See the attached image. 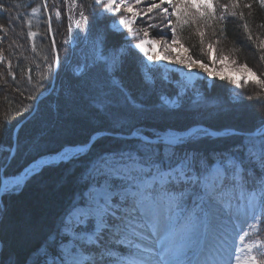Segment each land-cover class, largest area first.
<instances>
[{
  "label": "trees",
  "instance_id": "16d2710c",
  "mask_svg": "<svg viewBox=\"0 0 264 264\" xmlns=\"http://www.w3.org/2000/svg\"><path fill=\"white\" fill-rule=\"evenodd\" d=\"M214 3L215 19L176 26L179 43L195 59L208 64L202 47L208 34L210 43L232 53L264 79V8L255 0H239L235 9L231 0ZM249 3L250 9L245 6ZM59 4L60 20L54 16L55 10L60 11ZM224 4L229 5L227 12L221 8ZM0 5V181L5 176H16L41 157L58 153L65 145L85 144L97 133H111L101 134L92 151L79 162L47 164L28 177L19 190L2 193L0 264H7L9 257L18 264H36L49 236L59 228L64 213L83 190L81 177L89 161L98 153L128 147V134L134 128L150 132L169 127L187 130L199 125L222 132L220 136L201 137L194 144L209 154L237 149L242 153L244 145L259 143L264 130L257 135L229 131L252 133L262 129L264 86L252 82L237 86L225 77L216 78L208 86L199 87L201 95L181 101L178 117L165 116L158 96L174 94V86L160 78L145 81L139 53L125 46L113 60L115 69L105 70L104 57L117 53L126 40L110 28L109 16L90 0H0ZM32 8L39 11L33 12ZM81 11L87 20L80 16ZM232 11L237 15L233 17ZM222 12L224 19H220ZM171 20L176 25V17L171 16ZM244 23L249 25L247 30ZM203 25L202 43L196 30ZM74 27L96 41L97 58L88 59V53L84 55L87 50L79 51L72 38L77 32ZM29 32L36 35L30 36ZM57 54L56 63L53 58ZM110 80L135 97L140 107L127 104L120 91L106 88L107 107L98 109L95 85ZM260 228L259 234L252 237L264 240V225Z\"/></svg>",
  "mask_w": 264,
  "mask_h": 264
},
{
  "label": "snow or ice",
  "instance_id": "6c2138e0",
  "mask_svg": "<svg viewBox=\"0 0 264 264\" xmlns=\"http://www.w3.org/2000/svg\"><path fill=\"white\" fill-rule=\"evenodd\" d=\"M255 2L264 8V0ZM90 3L107 13L119 14L118 23L134 37L138 35L133 29L138 17L151 19L148 14L154 10H160L166 17L175 16L176 25L168 19L172 44L179 43L177 25L216 17L214 0H90ZM142 4L147 5L146 9L136 7ZM164 5H168L171 12ZM238 6L239 0H231L233 9ZM245 6L250 9L252 5ZM221 8L227 12L229 5H221ZM32 11L39 9L32 8ZM55 15L59 18L60 11ZM231 15L234 17L237 12L232 11ZM239 15L243 18L242 12ZM80 16L87 20L83 11ZM224 18L222 12L220 19ZM243 27L247 30L249 25L244 23ZM68 31H72L71 25ZM197 31L203 43L204 33ZM28 35L34 37L36 33L29 32ZM144 36L135 47L149 61L170 59L156 53L158 41L148 38L147 32ZM249 36L251 38L250 33ZM52 43L54 47L55 41ZM163 45L171 48L167 40ZM207 47L210 53L213 52L211 43ZM53 59L58 62V54ZM220 59L228 57L221 55ZM179 63L188 69L199 67L210 76L216 75L191 56ZM212 63H215L214 59ZM105 66L108 71L107 61ZM111 69H115V61ZM252 77V83L264 86V79L255 73ZM227 79L237 86L241 80L244 84L250 82L248 76L240 80ZM95 87L98 109L107 107L106 88L120 91L127 104L140 107L135 97L125 93L115 80L101 82ZM175 96V99L160 96V108L165 116L180 115V95L177 92ZM210 135L213 133L204 128L180 130L169 127L150 132L134 128L128 134V147L95 155L89 161L86 173L82 174L83 190L64 213L59 228L49 236L36 264H232V254L225 258L224 242L220 245L223 251L213 253L208 250L206 241L225 222L234 217L239 220L238 214L256 222L247 225L253 232L259 234L261 231L260 226L264 225V132L258 144L244 145L242 153L237 149L209 154L194 147L201 137ZM100 137L101 133H97L85 144L65 145L57 153L59 161L79 162L92 151ZM7 151L11 153V147ZM47 164L44 159L34 161L17 174L14 184L9 185L8 179L0 181V191L19 190L24 179L38 174ZM249 235L248 231H243L239 240L244 242ZM257 248L262 249L258 255L254 254ZM234 252L241 253L235 256V264H264V258H260L264 257V240L246 243L243 249L237 247ZM7 264H18V261L9 257Z\"/></svg>",
  "mask_w": 264,
  "mask_h": 264
},
{
  "label": "rangeland",
  "instance_id": "374dc122",
  "mask_svg": "<svg viewBox=\"0 0 264 264\" xmlns=\"http://www.w3.org/2000/svg\"><path fill=\"white\" fill-rule=\"evenodd\" d=\"M130 2H134V0H130ZM154 2H159V0H154ZM45 3H47V1ZM72 3H74L73 0ZM61 4H59V10L61 13L59 18L56 17L55 15L56 11L58 10H55L54 12V16L58 20H60L62 16ZM146 6H147L146 4H142V5H137L136 7L138 9L144 10L146 9ZM164 6L169 7L168 5H164ZM99 8H100V12L105 13L106 15L109 16L110 28L115 32L123 34L124 39L126 40L125 43H123L122 47H120L117 50V53L115 54L110 53L109 55H106L104 57V59L107 61L108 68L111 70V65L113 63V60L116 58L117 54L124 51L125 46H129L134 51L139 53L142 58L141 74L144 76L145 81L151 83L160 78L163 81L172 84L174 86L175 93L178 92L180 95V103L186 98L189 99L192 96L197 97L201 95V92L199 91V87H202V85L208 86L210 82L212 80H215L216 78L234 77L240 80L241 77L248 76L251 82V79H254L252 77V73H255L256 76L259 77V75L251 67L249 66H247L246 68L242 67L243 65H245V63L236 60L232 55V53L222 49L221 47H215V43H211L214 48H213V52L210 53L207 47L208 44L210 43L209 42L210 40L208 39L209 38L208 34L205 35L206 36L205 39L207 41L205 42V45L202 46L204 50L203 52L206 55V58L209 62L208 64L195 59L191 51H189L181 43L172 44L171 34H170L171 28L168 26V19L169 18L171 19V17H166L164 13L161 12L160 10H154L153 13L148 14L151 17V19L146 20L143 16L137 18L136 22L133 24V29L138 33V35L134 37L133 34L128 31L127 28H125L123 25H120L118 23L119 14L114 15L112 13H107L103 10L102 7ZM149 25H156V27L155 28L149 27ZM74 28H76L77 32L74 33L72 38L73 41L75 42V45L79 48V51L81 49L87 50L84 55L88 53L87 56L88 59L97 58L99 56V52L96 46V41L94 42L91 38L89 39V37L84 32L82 33V30L80 28L77 27ZM197 29H199L200 31H205L206 26L203 25ZM78 32H81V35H79ZM145 32L148 33V38L155 39L156 41L159 42L155 48L156 53H158L160 56H164V55L169 56L170 58L169 60L161 59V60L149 61L147 57H145L144 54L135 47V44L139 39L145 38L144 36ZM164 40H167L168 43L171 44V48L165 47L163 45ZM146 47H151V46L146 45ZM221 55L228 57V59L221 60L220 59ZM189 56L205 64L208 67L209 71L216 73V75L210 76L208 75L207 72H205L202 68L199 67H193L192 69H188L185 65L179 63V60L181 59L186 60ZM213 59L215 60V63H212ZM249 69H251V72H249ZM241 82H243V80H241ZM175 93L172 95H167L163 93L159 94L158 100L160 102L159 98L162 95L168 96L170 99H175L176 98ZM104 133L111 135V133H106V132ZM222 134H213L212 136H220ZM44 157H48V156H44ZM57 162L59 161L49 162L48 164L57 163ZM22 171H20L19 173H21ZM8 177L11 176H5L3 178H8ZM25 180L26 179H24L23 181ZM238 215L240 217L239 220L235 219L234 217L232 221L225 222L220 227L219 231H217L213 235H209L206 241L208 250L213 253H215L216 250L223 251V249H220V245L222 242H224V248L227 249V251L224 252L225 258H227L228 254H232V264H235V256L241 255L240 252H234L235 248L240 247L241 249H243L244 244L252 243L255 240H257L252 237V235H254L256 232H253L252 229L247 227V225L254 224L256 222L252 221L251 219L246 220L243 214H238ZM241 229H243V231H248L250 233L249 237L244 242H241L239 240V235L243 234V231H241ZM261 251L262 249L257 248L254 251V254L258 255Z\"/></svg>",
  "mask_w": 264,
  "mask_h": 264
},
{
  "label": "water",
  "instance_id": "95a60500",
  "mask_svg": "<svg viewBox=\"0 0 264 264\" xmlns=\"http://www.w3.org/2000/svg\"><path fill=\"white\" fill-rule=\"evenodd\" d=\"M50 25V24H49ZM49 31L51 32V29H50V26H49ZM51 89V88H50ZM50 89L48 90V92L50 91ZM48 92H46L45 94H43L42 96H40L38 99H37V101L40 99V98H42L43 96H45ZM36 101V102H37ZM35 108H36V106H34V109H33V111H32V113L34 112V110H35ZM29 116H27V117H25L23 120H21L18 124H17V126H16V129L23 123V121H25L27 118H28ZM192 128H204V129H207L209 132H211V133H213V134H222V132H216V131H214V130H211V129H208V128H206V127H204V126H195V127H192ZM264 130V125L262 126V129L258 132V131H255V132H252V133H242V132H238V131H233V130H231V131H229V133H239V134H244V135H257V134H260L262 131ZM101 134H104V132H102ZM114 135H116V134H114ZM96 136V134L95 135H93V137H95ZM14 138H15V132H14ZM41 159H44V160H46V161H48V163L49 162H53V161H59V158H58V156L57 155H52V156H48V157H42V158H40V159H38V160H41ZM37 161V160H36ZM31 164H33V162L31 163ZM30 164V165H31ZM28 167V166H27ZM26 167V168H27ZM25 169V168H24ZM24 169H23V171H24ZM22 171V172H23ZM21 172V173H22ZM15 177H17V176H11V177H8V178H2L1 179V181L2 180H4V179H12L14 182H15ZM2 191H0V199H1V195H2Z\"/></svg>",
  "mask_w": 264,
  "mask_h": 264
},
{
  "label": "bare ground",
  "instance_id": "6f19581e",
  "mask_svg": "<svg viewBox=\"0 0 264 264\" xmlns=\"http://www.w3.org/2000/svg\"><path fill=\"white\" fill-rule=\"evenodd\" d=\"M55 155H57V154H55ZM9 180H12V179H8V181ZM24 182V181H23ZM15 182L12 180V181H9V185H12V184H14Z\"/></svg>",
  "mask_w": 264,
  "mask_h": 264
}]
</instances>
